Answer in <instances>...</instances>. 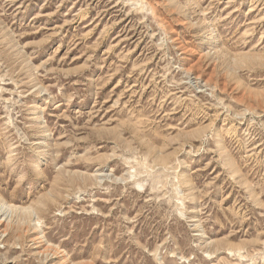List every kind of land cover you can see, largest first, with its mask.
<instances>
[{
  "label": "rangeland",
  "instance_id": "1",
  "mask_svg": "<svg viewBox=\"0 0 264 264\" xmlns=\"http://www.w3.org/2000/svg\"><path fill=\"white\" fill-rule=\"evenodd\" d=\"M0 221V264H264V0H0Z\"/></svg>",
  "mask_w": 264,
  "mask_h": 264
},
{
  "label": "bare ground",
  "instance_id": "2",
  "mask_svg": "<svg viewBox=\"0 0 264 264\" xmlns=\"http://www.w3.org/2000/svg\"><path fill=\"white\" fill-rule=\"evenodd\" d=\"M7 205V204H6ZM8 209H9V211L10 210H12V211H16L17 210V208H15L14 206H12V205H8V206H6ZM6 208V209H7ZM27 210V209H26ZM29 210V209H28ZM8 213V212H7ZM0 224H1V221H0ZM44 246H45V248H46V250H51V251H54L63 261H64V263H66L67 264V260L65 259V256L64 255H62V253L61 252H59L57 249H55V248H53L49 243H47V242H45L44 241ZM48 254V253H47Z\"/></svg>",
  "mask_w": 264,
  "mask_h": 264
}]
</instances>
